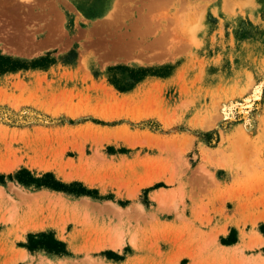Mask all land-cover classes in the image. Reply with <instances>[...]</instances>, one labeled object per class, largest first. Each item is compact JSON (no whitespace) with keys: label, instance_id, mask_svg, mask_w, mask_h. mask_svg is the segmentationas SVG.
<instances>
[{"label":"rangeland","instance_id":"1","mask_svg":"<svg viewBox=\"0 0 264 264\" xmlns=\"http://www.w3.org/2000/svg\"><path fill=\"white\" fill-rule=\"evenodd\" d=\"M0 54V264H264V0H0Z\"/></svg>","mask_w":264,"mask_h":264},{"label":"trees","instance_id":"2","mask_svg":"<svg viewBox=\"0 0 264 264\" xmlns=\"http://www.w3.org/2000/svg\"><path fill=\"white\" fill-rule=\"evenodd\" d=\"M50 54L36 59L32 62L33 68L43 66L50 61ZM28 65L25 62L12 59L11 57L0 54V73L8 71H16L18 69H26ZM27 173L28 179H22L21 174ZM18 179L26 184L36 183L38 185H46L56 189H66L67 184L60 180H57L52 172H47L41 177L33 176L28 170L22 169L17 175ZM76 183V182H75ZM73 184V183H72ZM85 188L78 190L77 192H83ZM261 231L264 233V223L260 226ZM28 244H25L30 250L45 249L50 252H63L65 249V243L59 240L53 232H41L30 233L28 236Z\"/></svg>","mask_w":264,"mask_h":264},{"label":"bare ground","instance_id":"3","mask_svg":"<svg viewBox=\"0 0 264 264\" xmlns=\"http://www.w3.org/2000/svg\"><path fill=\"white\" fill-rule=\"evenodd\" d=\"M258 97H259L258 95H254V99H256V98H258ZM241 106H246V107L250 106V107H251V104L248 103V104H243V105H241ZM240 109H241V108H240ZM243 109H244V107H243Z\"/></svg>","mask_w":264,"mask_h":264}]
</instances>
